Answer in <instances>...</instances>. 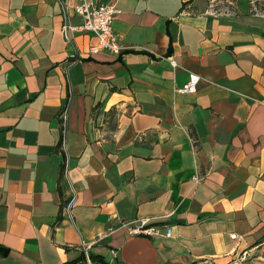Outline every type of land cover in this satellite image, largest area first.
Wrapping results in <instances>:
<instances>
[{"label": "crops", "instance_id": "obj_1", "mask_svg": "<svg viewBox=\"0 0 264 264\" xmlns=\"http://www.w3.org/2000/svg\"><path fill=\"white\" fill-rule=\"evenodd\" d=\"M80 1L0 0V264H264V0Z\"/></svg>", "mask_w": 264, "mask_h": 264}, {"label": "built area", "instance_id": "obj_2", "mask_svg": "<svg viewBox=\"0 0 264 264\" xmlns=\"http://www.w3.org/2000/svg\"><path fill=\"white\" fill-rule=\"evenodd\" d=\"M74 14L82 19V24L77 28H70L67 24L62 27V32L66 41L70 42L68 31L78 30L85 32L96 39V43L89 48L92 55L104 52L111 53L115 56H120L123 52L118 35L113 30V20L119 14V9L113 4H103L100 0H81L78 5L73 8ZM170 64L175 68V63L170 61ZM200 77L196 74H190L185 85L176 90L179 94H194ZM197 182L198 178H194ZM71 202L67 205L69 208ZM129 234L148 238H168L171 235V230L167 226L152 224L148 220H139L137 224L131 227ZM231 238H235L232 235ZM86 256L87 253L85 252Z\"/></svg>", "mask_w": 264, "mask_h": 264}, {"label": "trees", "instance_id": "obj_3", "mask_svg": "<svg viewBox=\"0 0 264 264\" xmlns=\"http://www.w3.org/2000/svg\"><path fill=\"white\" fill-rule=\"evenodd\" d=\"M111 110L108 112V115L111 114ZM61 145V141L59 143ZM63 171V167H62ZM65 205V204H64ZM63 209V206L60 207L59 209V214L56 219V224L60 221L61 219V211ZM8 253L7 248L0 246V257H5ZM63 264H109L102 256L100 255H94L87 253V256L85 252H81L78 257H76L73 260L67 261Z\"/></svg>", "mask_w": 264, "mask_h": 264}]
</instances>
